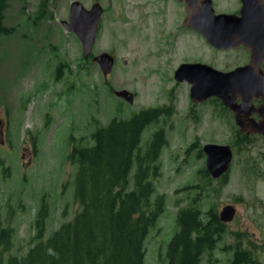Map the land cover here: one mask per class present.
Here are the masks:
<instances>
[{
  "label": "rangeland",
  "instance_id": "374dc122",
  "mask_svg": "<svg viewBox=\"0 0 264 264\" xmlns=\"http://www.w3.org/2000/svg\"><path fill=\"white\" fill-rule=\"evenodd\" d=\"M73 1L11 0L5 13L9 31L0 34V231L10 233L8 248L0 244L2 264H21L31 248L79 211L72 150L92 145L97 128L147 107H167L170 113L141 134V152L157 130L166 140L155 161L158 175L150 176L153 199L163 196L164 209L144 240V264H167L177 213L189 205L199 208L203 218L210 210L220 216L226 205L235 209L232 219L222 221L226 230L215 249L205 252L200 264H229L236 245L264 264V131L250 132L262 134L251 143H237L240 128L232 111L211 98L193 102L191 84L174 78L181 62L229 71L246 63L245 52L219 49L194 28H185L174 18L179 7L173 0H77L87 9L94 3L102 7L91 54L84 56L78 37L62 25ZM211 1L213 14H228L238 3ZM103 52L114 58L107 75L92 59ZM254 84L264 88V79ZM122 89L133 94L132 103L115 94ZM254 121H261L257 128L264 126L261 116ZM253 127L248 122L245 128ZM208 143L230 145L225 177L215 178L207 170L203 146Z\"/></svg>",
  "mask_w": 264,
  "mask_h": 264
},
{
  "label": "trees",
  "instance_id": "16d2710c",
  "mask_svg": "<svg viewBox=\"0 0 264 264\" xmlns=\"http://www.w3.org/2000/svg\"><path fill=\"white\" fill-rule=\"evenodd\" d=\"M10 1L0 0V34L9 31L4 21ZM169 113L167 107H149L128 119H113L92 133V145L72 150L71 157L78 164L74 195L80 209L72 220L31 248L21 264H144V240L164 209L163 196L153 199L150 176L158 175L155 161L166 140L163 130H157L141 152V134ZM255 139L236 131L239 144ZM41 221L38 219L40 232ZM176 225L167 244V264H200L202 255L215 249L226 230L215 212L210 210L203 218L199 208L191 205L178 211ZM9 233L0 231L3 250L9 246ZM229 264L258 261L236 245Z\"/></svg>",
  "mask_w": 264,
  "mask_h": 264
},
{
  "label": "water",
  "instance_id": "95a60500",
  "mask_svg": "<svg viewBox=\"0 0 264 264\" xmlns=\"http://www.w3.org/2000/svg\"><path fill=\"white\" fill-rule=\"evenodd\" d=\"M184 1L187 12L185 25L195 28L217 48L244 45L250 49L251 58L246 65L230 71H220L199 63H182L174 71L175 80H186L191 84L190 98L194 102L204 101L212 96L219 98L233 112L241 131L247 134L263 132L264 126L257 128L261 121L255 122L251 115L257 112L264 118V88L254 84L258 78L264 79V73L259 66L264 59V0H241L238 15L213 14L211 0L199 2L200 7L196 5L197 0ZM101 14L102 7L98 3L87 9L75 0L70 4L68 21H62V25L78 37L84 56L91 54ZM209 16L210 21L207 23ZM92 59L100 65L104 75L111 71L114 62L111 54L103 52ZM115 94L130 103L133 101V94L126 89L116 91ZM253 98H261L263 102L254 107ZM248 122L254 125L251 130L246 129ZM203 151L207 155L206 167L213 177L226 173L232 158L229 145L208 143L203 146ZM234 214V207L226 205L219 218L226 222Z\"/></svg>",
  "mask_w": 264,
  "mask_h": 264
},
{
  "label": "flooded vegetation",
  "instance_id": "af4514ba",
  "mask_svg": "<svg viewBox=\"0 0 264 264\" xmlns=\"http://www.w3.org/2000/svg\"><path fill=\"white\" fill-rule=\"evenodd\" d=\"M173 1L179 7L178 13H176L174 15L175 16L174 18H179L181 20V23L183 24V26L185 28L190 27V26H187V25L184 24V21L186 19V15H187L185 1L184 0H173ZM196 5L199 6L200 5L199 2H197ZM212 6H213V3H212ZM240 7H241V0H238V3L231 9L230 12H228V14H236V15H238L239 14ZM216 13L218 14V13H225V12H216ZM235 48L236 49H241V50H243L245 52L246 59L247 60L245 61L246 63H244L242 65L247 64L249 62V59H250V50L249 49H246L243 45H240V46L235 47ZM223 49H227V48H223ZM260 66H261V68H264V59L261 61ZM257 115H258L257 113H253L252 118L254 119L255 116H257Z\"/></svg>",
  "mask_w": 264,
  "mask_h": 264
}]
</instances>
